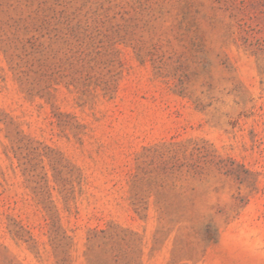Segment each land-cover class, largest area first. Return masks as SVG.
I'll return each mask as SVG.
<instances>
[{
    "label": "rangeland",
    "instance_id": "1",
    "mask_svg": "<svg viewBox=\"0 0 264 264\" xmlns=\"http://www.w3.org/2000/svg\"><path fill=\"white\" fill-rule=\"evenodd\" d=\"M0 264H264V0H0Z\"/></svg>",
    "mask_w": 264,
    "mask_h": 264
}]
</instances>
